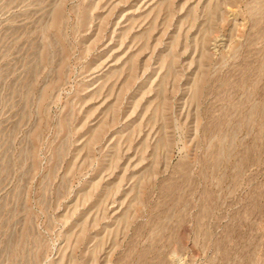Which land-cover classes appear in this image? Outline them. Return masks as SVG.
Instances as JSON below:
<instances>
[{
	"label": "rangeland",
	"instance_id": "obj_1",
	"mask_svg": "<svg viewBox=\"0 0 264 264\" xmlns=\"http://www.w3.org/2000/svg\"><path fill=\"white\" fill-rule=\"evenodd\" d=\"M0 264H264V0H0Z\"/></svg>",
	"mask_w": 264,
	"mask_h": 264
}]
</instances>
